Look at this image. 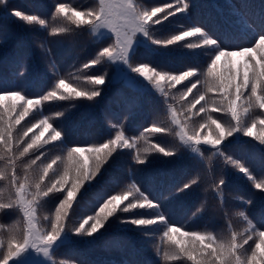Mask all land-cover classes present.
Instances as JSON below:
<instances>
[{
    "label": "trees",
    "instance_id": "trees-1",
    "mask_svg": "<svg viewBox=\"0 0 264 264\" xmlns=\"http://www.w3.org/2000/svg\"><path fill=\"white\" fill-rule=\"evenodd\" d=\"M185 4H189L188 9L176 11ZM61 5L63 12L57 10ZM133 6L149 13L155 7L162 8L152 17L153 21L160 18L161 23L149 21L151 39L144 34L136 38L124 60L119 56L123 46L121 42L118 45L113 34L96 35L99 0H6L0 4V96L6 97L0 100V168L6 167L9 177L14 174L23 182L21 160L28 162L40 156L37 161L40 164L50 160L57 148L71 145L95 148L116 141L109 144L108 155L100 154L99 174L83 183L66 215L61 217L59 223L65 230L60 236L66 237L52 251V264L56 258H64L68 264L71 260L77 264H195L183 254L176 260L165 257L172 244L163 235L166 229L159 221L146 226L122 222L131 219H157L166 214L174 226L187 222V228L182 230L203 227L215 230L223 226L227 212L245 207L256 225L264 228V192L254 187L264 179V126L257 120L264 119V108L259 107L255 97L251 106L248 103L252 64L259 65L260 57L257 53H252V61L243 56L232 57L231 73L229 64L221 58L213 72H208L215 49L240 51L252 46L255 34L264 31V0H133ZM14 11L34 16L35 20L16 17ZM77 12L84 15L77 16ZM168 12L174 15L163 19ZM197 26L202 34L171 45L152 42L167 41ZM204 35L215 39L217 45H203ZM188 44L197 46L189 48ZM105 47L113 52V58L100 55ZM145 66L149 77L154 76V71L168 76L192 71L194 75L175 85L170 80H161L157 87L158 77L149 80L133 71L134 67ZM245 71L250 79L241 89L243 95L237 100L236 108L241 125L251 127L252 135L237 131L216 147L204 143L205 138L215 139L216 129L208 117L225 127L236 124L228 110L229 101L220 90V78L235 74L236 79L228 88L235 99V85L243 83ZM96 76H104L103 85L89 82V77ZM61 80L71 87H57ZM193 84L196 87L188 92ZM257 88V95L264 96L261 91L264 80L257 82ZM72 89L86 93L96 90L99 96L89 99L72 95ZM13 92H18L24 102L38 103H25L29 112L22 117V104L9 99ZM201 94L205 95L204 100L199 99ZM202 107L206 111H200ZM42 119L62 132L60 141L42 143L51 135V129L32 127ZM254 120H257L255 125ZM200 124L204 127L200 128ZM194 125L200 144L187 140ZM157 128L162 130L156 131ZM26 131L28 134L24 135ZM37 135L41 137L37 146L19 156ZM161 147L175 154L165 156L157 150ZM84 157L87 158L85 154ZM144 160L145 163L140 162ZM88 163L91 165L92 161ZM237 164L248 170L240 172ZM221 175L225 184L217 191L212 185L214 181L218 183ZM192 180L196 183L192 184ZM7 183L8 180L0 179V185ZM184 183H190V188L178 192ZM70 187L66 185L63 191L39 201L38 225L50 229V222L41 218L42 210L50 212L54 219V210ZM17 188L18 184H13V198H18ZM126 192L131 194L103 221L104 226L97 233L74 232L85 220V229L90 230L100 207L111 196ZM141 192L148 200L140 197ZM31 193L29 187L25 198H31ZM239 196L244 200L237 199ZM248 199L252 200L250 205L246 204ZM149 200L154 208L123 211L130 202ZM201 202L206 204V209L193 216ZM13 215L11 211L0 212V219L8 222ZM89 216L94 219L88 220Z\"/></svg>",
    "mask_w": 264,
    "mask_h": 264
},
{
    "label": "clouds",
    "instance_id": "clouds-1",
    "mask_svg": "<svg viewBox=\"0 0 264 264\" xmlns=\"http://www.w3.org/2000/svg\"><path fill=\"white\" fill-rule=\"evenodd\" d=\"M6 3V0H0V4ZM99 12L103 14L105 11L109 15L115 17L117 15L116 10L119 9L120 5H115L108 3L107 0H99ZM167 7V6H165ZM58 11L63 12L64 6L61 5ZM163 9L160 7H155L151 10V13L137 11V15L143 14L146 16L144 21L145 24L148 20L161 12ZM77 16H82L84 13H75ZM101 15H97L96 19L100 20ZM84 23H89V21H84ZM201 32L200 29H193L191 33H184V35H196ZM206 45H217L215 39H206L202 41ZM192 47V45H189ZM105 52L108 51L107 48L104 49ZM252 53H257L260 57V64H252V74H258V82L264 80V31H259L255 34L254 42L252 46L243 47L240 51H228L224 48H217L213 51L211 56V62L208 65V72L216 66L217 61L224 58V62L229 64V72L231 69V58L234 56L246 57L247 61H252ZM247 65H245L246 67ZM143 75V73H141ZM191 73L185 71L182 77H176L173 80V85L180 83L182 79H186ZM248 75V72L246 73ZM249 76V75H248ZM147 78V77H146ZM89 82L94 83L96 77H89ZM248 80H245V86L248 84ZM58 87V85H57ZM70 88L71 85H66ZM196 85L193 84L191 88L187 91L191 92L192 88ZM256 85H253V93L255 94ZM78 91L72 89V95L77 96ZM49 96H53L54 93H49ZM81 95H87V93H81ZM186 95V94H181ZM11 96H16L18 99L23 100V97L19 95L18 92H14ZM11 96L9 99H11ZM99 96V92L96 93V97ZM65 99L67 97H61ZM200 100L205 99V95L201 94ZM256 101L261 108H264V96L256 95ZM26 104L38 103V101H25ZM215 110V109H213ZM228 110L231 112L232 119L237 118V108L235 101H229ZM200 111H206L205 108H201ZM29 109L25 107L22 112V117L26 116ZM211 125L215 126V139H209L204 141V143L211 144L213 147L217 146L216 141H219L221 145L227 138L231 137L237 130L233 126L225 127L224 125L218 123L215 119L208 117ZM260 125L264 126V119L257 118ZM257 120L253 121V125L257 123ZM35 127H48L51 129V135L43 140V144H48L50 141H60L62 139V132L56 128H52L48 124L46 119H42L38 124L32 126ZM200 128L204 127V124L199 125ZM251 127L245 126L240 129L245 136H250ZM32 129H28L31 131ZM156 131H161L162 129L157 128ZM192 135L187 137L188 141H195L196 144H200L201 140L196 139L198 133L194 125L192 129ZM28 132H24L27 135ZM41 140L39 135L34 136L31 143L27 144L19 153V156H24L28 153L29 149L37 146V142ZM181 140H184V135H181ZM111 149L109 145L104 143L101 144L99 148H83L77 146H67L63 148H57V151L51 156L50 160L44 161L37 164V161L41 159L37 156L35 159H31L28 162L23 160L20 161V166L23 169V182H20V178L15 176V183L18 184L15 196L18 198H13V177H9L7 173V168H0V179L8 180L7 184L0 185V212L11 211L14 213L13 218L4 222L0 219V264H10V261L15 258L20 257L27 250H36L38 253L43 254L48 257L49 248L59 239L61 233L65 230L60 227L59 221L63 215H66L67 208L71 205L76 195L79 193L83 183L86 181L87 177H92L93 179L99 174V166L102 160L101 153L107 154ZM164 152V148L160 149ZM179 149H176V152ZM88 153L89 159L92 161L90 165L84 158V153ZM173 153V152H172ZM175 154V153H173ZM231 160V157H229ZM146 160L141 163H145ZM240 172H246L248 169L237 164ZM47 178V182L46 181ZM218 183L213 182V187L217 191H221V186L225 184V178L221 175L218 178ZM71 185L68 189L66 196L62 199L59 205L55 208V218L51 219V213L42 210V220L50 222V229L45 228L43 224L38 225L37 221V207L41 206L39 201L46 198L51 193H57L63 191L66 185ZM195 184V183H193ZM31 187L32 193L31 198L26 199L25 195H21V190H26ZM255 189L264 192V179L260 180V183L254 185ZM130 192H126L124 196H128ZM111 200H115V197H111ZM239 200H244V197H237ZM122 202V201H121ZM109 201H106L104 205L101 206V210H104L105 205ZM252 203L251 199L246 201V204L250 205ZM18 205V208H17ZM154 208L155 205L151 202L147 203H132L128 205L125 211L131 208ZM206 209L205 203H200L196 208V211L192 214H196L204 211ZM100 212L97 213L99 216ZM94 219L89 216L88 220ZM191 219V217L189 218ZM159 221L164 229L163 235L167 237L172 246L169 251L165 253L167 259L176 260L181 257V255H186L189 260L195 262V264H264V228L258 227L256 223L251 218L250 214L245 207H238L227 212L225 215V223L219 229H211L208 227H203L199 229L192 230H182L186 227V223L181 224L180 227L174 226L167 220L166 214L160 215L157 219H147L134 222L136 224L153 225ZM87 223H81L79 227L75 228V233H82L83 225ZM103 227V226H102ZM72 231V229H68ZM88 235H92L91 232ZM253 242V244H250ZM195 253L193 255L192 253ZM55 264H68V261L64 258H56ZM71 264H77L76 261L71 260Z\"/></svg>",
    "mask_w": 264,
    "mask_h": 264
},
{
    "label": "snow or ice",
    "instance_id": "snow-or-ice-1",
    "mask_svg": "<svg viewBox=\"0 0 264 264\" xmlns=\"http://www.w3.org/2000/svg\"><path fill=\"white\" fill-rule=\"evenodd\" d=\"M166 6L167 7H171L170 5H166ZM188 8H189V4H185L183 6V8H177L176 11L177 12H183V11H185ZM116 12H117V15L115 17L122 18L123 21H124V26L127 27L128 29H130L133 34L136 33V32H141L145 36H148L149 39H151V36L149 34V31H148L149 29L147 27L148 23L147 24L144 23V21L146 19V16L143 15V14L137 15L136 8L130 2L120 4V7H119V9L116 10ZM143 12H147V11H143ZM13 15H15L16 17L22 18L23 20L30 21V22L33 21V20H35V17L34 16L22 15V13L20 11H14ZM97 15H101L102 18L100 20H97L96 19V16ZM172 15H174V13L168 12L163 17V19H167L168 16H172ZM96 16H95V19H96L97 23H96L95 27H105V26H107V27H113V28L116 27V23L114 21V17L112 15H109L107 11H105L103 14H101L100 12H98L96 14ZM154 16H156V14L155 15H152V17H154ZM149 21H152L153 24H160L161 23V19L160 18H157L154 21L151 18L150 20H148V22ZM41 23H42V21H41ZM197 28L201 30V32L199 34H202L201 27H198L197 26V27H192L191 30H189V31H184L181 35H175V36H173L172 39H169L167 41L152 40V42L154 44H158V45H161V44L171 45V44H173L176 41L183 40L185 37H193V36H196L197 34L196 35H191V34L184 35V33H191V31L193 29H197ZM206 39H213V38H211L208 35H204L203 36V41L206 40ZM132 41H133L132 36L126 35V37H125V39L123 41V45L124 46L122 48H120V51H119V56L121 58H123L124 60H126V58H127L128 49L130 48V45L132 44ZM189 45H192V47H189ZM203 45H206V44H203ZM196 46L197 45H194V44H188V47L189 48H195ZM206 46H210V45H206ZM211 46H213V45H211ZM105 48H107V47H105ZM104 49L100 53V55L101 56H107L108 58H113V52L111 50H109V48H107L108 49L107 52H105ZM92 63L95 64V63H97V61H93ZM84 67L87 68L88 65L86 64ZM215 67L216 66H214L211 69L210 74L213 72V70L215 69ZM133 71L136 72V73H138L139 75H141V73H143V75H141V76L147 77V79H149V80H153L156 77H158L159 79H155V84H156L157 87L160 86V81L161 80L167 79V80H170L171 82H173L174 78H176V77H182L183 76V75L182 76H175V75L168 76L167 74H161L158 71H154V76L149 77L148 76L149 69L146 66L145 67H134L133 68ZM187 72H190L191 73L190 76L194 75V73L192 71H187ZM246 73H247V71L244 72L243 83L235 85V89H236V98L235 99H232L231 98V95L232 94L231 93H228V88L230 86H232L233 81H235V79H236L235 74H231L227 79H225L223 77L220 78V85H219L220 90H221L222 93L225 94V97L228 99V101H235V102H237V100L240 99V96L243 95L241 89L244 88V87H246L245 86V80H248L249 81V79H250V77L248 75H246ZM96 78H97L96 81L94 83H92V84H94V85H103L104 84V76H96ZM251 79H252L253 82L251 84V96L248 97L249 106H251L252 97H255V99H256V95H257V91H258V88H257L258 74L253 73ZM254 84L256 85L255 94L253 93V85ZM66 85L67 84H65V82L63 80H61L59 82V84H58V87L59 88H67ZM261 91L264 92V89H261ZM5 92H7V91H5ZM97 92L98 91L93 90L90 93H87V95H81V93H86V92H78L77 93V96H87L89 99H91L93 97H96V93ZM14 97L16 99H18L16 96H14ZM5 98H6L5 96H0V100H4ZM47 98L48 97H45V99H47ZM27 101H31V100H27ZM245 113H247V109H245ZM236 121L237 122H236L235 125H233V127L237 131H240L241 128L245 127V126H242L241 125V122L238 119V113H237ZM249 131H250V135H252V130L250 129ZM119 139H120V137L118 136L117 137V140H119ZM196 139H199V138L196 137ZM207 140H209V139L205 138V141H207ZM115 143H116V141H109V143H106V144L109 145V144H115ZM216 143H217V145L220 144L219 141H216ZM95 148H99V147H95ZM161 148H158L157 150L160 153H162L163 155H165V156H172V155H174L171 151H165V149H164V152H161L160 151ZM108 154L109 153H107L105 155H108ZM137 160H139V157H137ZM140 162H142V161H140ZM101 163H102V160L100 162L99 170L101 168ZM12 177H13L12 182H13V184H15V175L13 174ZM92 179H93L92 177H87L86 178L87 181H91ZM191 183L192 184L193 183H196V181L195 180H192ZM258 183H260V181L259 182H256L255 184H258ZM189 188H190V183H184L183 184V187L182 188H178L177 191L179 192V191H183V190L189 189ZM21 195H25V190H21ZM111 197H115V200L108 199L107 201H109V203L105 205L104 210H101V207H100V209H99L100 214H99V216H96L95 217V222L91 224V229L90 230L85 229V225H83V234L88 235V233L91 232L92 235H94L95 233H97L98 232V229H100V228H102V226H104L103 225V221L106 220L108 217H110V216L113 215L114 211L117 209V207L119 206V204L121 203V201L126 200L128 198V196L125 197L124 195H122V196L121 195H113ZM140 197H143L144 200H148V197L144 196V194L142 192L140 193ZM140 197H137V199H140ZM149 202L152 203V201H150V200H149ZM130 204H132V203L130 202L128 205H130ZM126 208H128V206ZM126 208H124V209H126ZM124 209H123L124 212H127L128 211V210L125 211ZM131 209H134V208H131ZM101 214H103V215H101ZM141 220H147V219H131L130 221H122V222L123 223H129L130 222V223L134 224V222L141 221ZM136 226H146V225L145 224H136ZM60 227L63 228V226L61 224H60Z\"/></svg>",
    "mask_w": 264,
    "mask_h": 264
},
{
    "label": "rangeland",
    "instance_id": "rangeland-1",
    "mask_svg": "<svg viewBox=\"0 0 264 264\" xmlns=\"http://www.w3.org/2000/svg\"><path fill=\"white\" fill-rule=\"evenodd\" d=\"M107 2L115 4V5H120L122 3L130 2L133 5V0H107ZM114 21L116 23L115 28L107 27V26H105V27H95L94 26V30L96 32V35L98 37H102L105 35L113 34L117 39L118 45L121 42L122 46H124L123 41H124L126 35L132 36L133 41H132V44L130 45V47H132L133 43L136 42V40H137L136 38H139L140 35H143V33H141V32H136L133 34L130 29H128L127 27L124 26V21L122 18L114 17ZM96 23H95V25H96ZM10 101L21 103L22 104L21 107L23 109L25 107L29 108L23 100L16 99L15 97H11ZM41 134H43V133H41ZM84 154H85V156H87V158L84 157L85 160H87L89 162L90 159L88 158V153H84ZM26 199H27V197H26ZM65 237H66L65 235L60 236L59 239L55 242V244L50 246L48 257H45L43 254L38 253L36 250L29 249L25 253H23L20 257L15 258L14 260L10 261V264H52L51 253L56 246H58L60 243H62L65 240Z\"/></svg>",
    "mask_w": 264,
    "mask_h": 264
}]
</instances>
